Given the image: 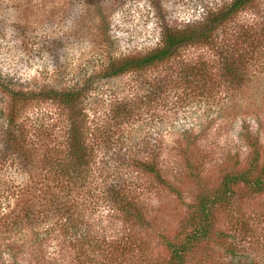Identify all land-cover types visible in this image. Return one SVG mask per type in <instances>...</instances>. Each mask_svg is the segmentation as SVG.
<instances>
[{
	"label": "rangeland",
	"instance_id": "rangeland-1",
	"mask_svg": "<svg viewBox=\"0 0 264 264\" xmlns=\"http://www.w3.org/2000/svg\"><path fill=\"white\" fill-rule=\"evenodd\" d=\"M231 2L0 0V139L23 92L27 149L0 160V264H165L202 188L247 168L254 142L264 165V0L165 62L109 73ZM77 116L86 167L67 163ZM240 194L216 212L230 247L206 241L187 264H264V193Z\"/></svg>",
	"mask_w": 264,
	"mask_h": 264
},
{
	"label": "trees",
	"instance_id": "trees-1",
	"mask_svg": "<svg viewBox=\"0 0 264 264\" xmlns=\"http://www.w3.org/2000/svg\"><path fill=\"white\" fill-rule=\"evenodd\" d=\"M254 1L256 0H232L228 8L217 9L215 12L210 11L198 26L193 25L181 29L166 27L161 36L160 44L150 54L144 57L123 60L120 64L113 66L109 73L112 76H120L135 70H147L165 62L174 57L181 48L209 40L217 25L244 10ZM196 27L201 29L196 31ZM226 71L233 79L240 76L236 67L231 66L226 68ZM10 94L13 109L10 112L11 117L9 116L8 127L1 130L0 160H26L25 138L21 131L15 129L16 116L14 111V105L24 97V94L13 90ZM56 95L64 108L69 107L74 111L80 105V96L76 92L71 90L56 91ZM83 129V120H79L78 116L76 119L72 118L71 128L69 129V156L71 161L68 159L67 162H70L71 167H86L88 165V160H86L88 149ZM259 145L258 142L250 144L255 151L247 168L236 170L237 164H239L237 160L234 162L232 169L226 170L218 188L212 190L202 188L204 192L197 197V202L191 206L183 226L181 238L177 243H167L170 259L165 264H187L191 256L203 251L204 243L209 240L215 243L217 239H220L221 245L227 248L230 247L231 244L223 240L225 233L216 228V212L235 197L241 196V188L246 189L248 194L252 196L264 193V165L259 164L260 153L257 151ZM229 251L234 254L232 249H229Z\"/></svg>",
	"mask_w": 264,
	"mask_h": 264
}]
</instances>
